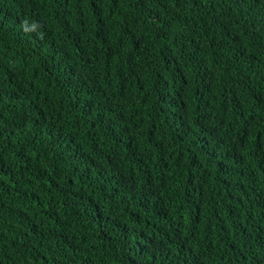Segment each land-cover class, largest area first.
<instances>
[{"label": "trees", "instance_id": "16d2710c", "mask_svg": "<svg viewBox=\"0 0 264 264\" xmlns=\"http://www.w3.org/2000/svg\"><path fill=\"white\" fill-rule=\"evenodd\" d=\"M0 264H264V0H0Z\"/></svg>", "mask_w": 264, "mask_h": 264}]
</instances>
